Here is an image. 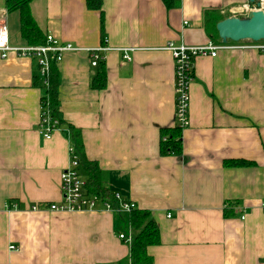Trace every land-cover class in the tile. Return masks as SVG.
<instances>
[{"label":"crops","instance_id":"0c3cea01","mask_svg":"<svg viewBox=\"0 0 264 264\" xmlns=\"http://www.w3.org/2000/svg\"><path fill=\"white\" fill-rule=\"evenodd\" d=\"M251 1L180 0L167 8L162 0H101L102 17L87 0L29 3L45 37L80 48L56 63L63 120L80 130L110 193L150 212L160 238L147 247L153 264H264V50L197 57L182 154L160 153L163 131L175 125L174 61L165 44L221 41L209 34L208 18L216 26ZM0 21L11 45H28L20 12L6 0ZM104 38L98 88L87 49ZM37 76L35 60L0 56V264H129L130 246L118 237L130 230L123 216L45 208L61 200L71 144L67 128L41 137Z\"/></svg>","mask_w":264,"mask_h":264},{"label":"built area","instance_id":"2783aa9c","mask_svg":"<svg viewBox=\"0 0 264 264\" xmlns=\"http://www.w3.org/2000/svg\"><path fill=\"white\" fill-rule=\"evenodd\" d=\"M236 10L235 12H233ZM253 10H261L264 12V0H252L250 3H244L232 9L233 16L246 17V15ZM244 41L239 42H222L209 39L206 43L201 45H185L183 43H175L168 41L164 49L171 53L174 61L175 71V115L174 122L176 127L180 130L188 127L189 121V87L194 76V62L197 57H215L217 52L221 49L229 48H253L260 51L264 50V40L250 41L243 44ZM101 46L87 49L90 57V64L93 67H98L101 62H104V55L106 49V38L103 39ZM79 47L73 45L69 41H65L47 34L45 42L35 45L13 46L9 42V33L4 22L0 21V56L5 58L8 53L14 52L19 57H28L36 61L38 67V74L41 78V83L45 87L48 83L50 66L52 63H58L62 60L65 53L70 51H78ZM130 49H122L123 58L130 59L128 51ZM38 129L41 137L48 140L52 137L56 130L63 131L58 124V121L52 119L47 103H40V119ZM67 131V135H68ZM79 159L76 155L73 146H70V162L69 166L61 171L60 187L61 200L52 202L46 205L49 211L55 212H77V211H92L96 209H103L113 213H129L136 209L132 201L123 199L117 192L110 193L108 197H102L97 194H90L86 190V179L82 177L79 170ZM39 206V205H38ZM32 206V210L40 207ZM12 207L16 208L18 205L14 204ZM264 207V203H262ZM245 217V216H244ZM242 217V218H244ZM119 239L123 240L129 246L133 240V233L131 228L126 233H119ZM10 248H14L10 246Z\"/></svg>","mask_w":264,"mask_h":264},{"label":"trees","instance_id":"16d2710c","mask_svg":"<svg viewBox=\"0 0 264 264\" xmlns=\"http://www.w3.org/2000/svg\"><path fill=\"white\" fill-rule=\"evenodd\" d=\"M32 0H6V5L9 11L19 10L20 12V32L28 44H42L45 42V36L41 29L36 25L29 9V3ZM167 8H176L180 6V0H162ZM87 5L90 9L101 11V0H87ZM102 23V21H101ZM211 31V33L209 32ZM209 34L214 38H218L215 25L213 32L209 30ZM104 62L98 65V71L93 79L94 83L99 81L100 88L104 85L105 71L103 69ZM40 79L38 74L37 79ZM37 82V81H36ZM42 85V83H41ZM59 72L56 63L50 66L48 83L43 87V93L40 96V103H47L52 119L58 121L61 128H67L68 138L71 146L79 159V170L86 175V190L90 194H97L102 197H108L110 191L102 183L101 169L96 161L87 159L84 154L83 144L80 139V130L73 125L67 124L62 117L60 111L59 100ZM160 153L162 155H181L182 140L181 130L174 126L172 129L163 131L160 141ZM232 163H237L234 161ZM240 163V162H239ZM124 217V221L131 228L133 240L130 245V263L129 264H153V258L148 255L147 247L158 244L160 242L159 230L154 219L150 216V212L144 209H134L129 213H115ZM125 214V215H124Z\"/></svg>","mask_w":264,"mask_h":264},{"label":"water","instance_id":"95a60500","mask_svg":"<svg viewBox=\"0 0 264 264\" xmlns=\"http://www.w3.org/2000/svg\"><path fill=\"white\" fill-rule=\"evenodd\" d=\"M215 28L222 42L261 41L264 40V12L253 10L246 17H226Z\"/></svg>","mask_w":264,"mask_h":264},{"label":"rangeland","instance_id":"374dc122","mask_svg":"<svg viewBox=\"0 0 264 264\" xmlns=\"http://www.w3.org/2000/svg\"><path fill=\"white\" fill-rule=\"evenodd\" d=\"M207 27L209 30H212L213 31V25L211 26V23H210V18H208V23H207ZM218 40V39H217ZM82 174V173H81ZM84 178V177H83ZM86 179V178H85Z\"/></svg>","mask_w":264,"mask_h":264}]
</instances>
